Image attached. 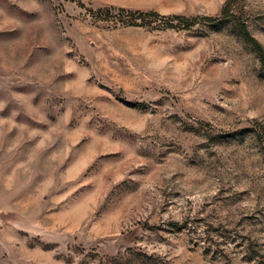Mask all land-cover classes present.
<instances>
[{
  "label": "rangeland",
  "instance_id": "rangeland-1",
  "mask_svg": "<svg viewBox=\"0 0 264 264\" xmlns=\"http://www.w3.org/2000/svg\"><path fill=\"white\" fill-rule=\"evenodd\" d=\"M261 56L264 0H0V264H264Z\"/></svg>",
  "mask_w": 264,
  "mask_h": 264
},
{
  "label": "trees",
  "instance_id": "trees-1",
  "mask_svg": "<svg viewBox=\"0 0 264 264\" xmlns=\"http://www.w3.org/2000/svg\"><path fill=\"white\" fill-rule=\"evenodd\" d=\"M105 15H107L110 18H113L115 21H119L123 24L127 25H136L137 17L139 18H145L146 16H152L156 17L155 14H143V13H129L124 11H119L117 14L111 13V11H105ZM254 45H256L254 42H252ZM261 62L264 64V57L261 56Z\"/></svg>",
  "mask_w": 264,
  "mask_h": 264
}]
</instances>
